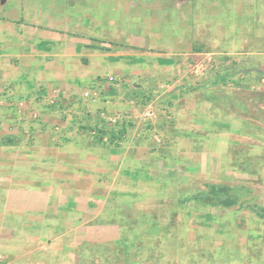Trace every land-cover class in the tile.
<instances>
[{
    "label": "rangeland",
    "instance_id": "374dc122",
    "mask_svg": "<svg viewBox=\"0 0 264 264\" xmlns=\"http://www.w3.org/2000/svg\"><path fill=\"white\" fill-rule=\"evenodd\" d=\"M0 10L24 25L65 26L73 37L98 46L97 52L152 53L121 58L127 61L125 76L104 75L102 64L114 57L80 55L74 84L33 96L35 104L23 97L16 108H0V161L15 148L61 151L65 155L57 159L65 158L72 169L80 166L65 180L79 173L82 192L88 190L81 187L83 177L91 173L97 183L90 201L85 196L77 204L49 206L48 228L32 235H25L32 230L24 212L9 219L6 188L0 186V264H264V0H10L4 6L0 0ZM59 46L44 38L38 48ZM233 58L263 69V75L247 81L240 74L231 82L240 85L238 91L224 88L233 106L228 111L244 121L240 136L217 133L205 141L184 123L179 103H190L185 94L205 74L238 69ZM94 61L101 70L95 75ZM198 63L205 68L196 74ZM172 90L178 116L166 119L157 105ZM196 91L192 99L198 104ZM210 113L216 120L217 110ZM18 115L26 123L9 120ZM99 125L112 132L125 128L118 145L95 142L92 128ZM92 148L100 153L96 161L71 155ZM111 148L128 151L116 194L106 186L117 173L107 170L102 156Z\"/></svg>",
    "mask_w": 264,
    "mask_h": 264
},
{
    "label": "crops",
    "instance_id": "0c3cea01",
    "mask_svg": "<svg viewBox=\"0 0 264 264\" xmlns=\"http://www.w3.org/2000/svg\"><path fill=\"white\" fill-rule=\"evenodd\" d=\"M9 1L10 0H3V6ZM94 7L95 6H91L87 8V10L94 14ZM93 17L95 18L94 15ZM19 21H22V18L21 20H17L12 16L7 15L3 10H0V108L8 106L16 108V105L24 103L20 100L23 97V99L27 97L30 102L32 101L35 104L36 99H34L33 96L35 97L42 94L46 95L48 92L59 93L63 89L64 83L68 85L74 84L75 75H79L77 73H79L78 71L80 70V55L90 56L91 59L96 55L99 56L100 53H102V57H114L115 62H112V64H110L111 62L108 63V65L100 63L103 65L102 68L104 75L108 74V76H110L111 74H114L116 76H125L128 71L127 61L119 62L121 58L129 56L142 58L146 54H152L145 52L134 53L122 50L112 52L104 49L101 50V48L99 50L102 52H97L98 46L87 44L80 40L79 37H73L74 35L72 33L69 34L65 26H57V24L47 26L33 24L29 26L24 25ZM113 34V32H110L109 34L107 32L109 37H111V35L113 36ZM92 35L94 36L95 34L92 33ZM114 36L120 37L119 33ZM44 38H50L51 41L56 42L58 46L59 44L61 45L56 50H41L38 47L43 43ZM226 53L231 55L234 54V52ZM103 60L105 61V59ZM233 60H235L238 69L231 72H227L226 70L216 71L214 74H205L201 77L199 83L193 81L194 88L199 84L197 88H200V103L196 104V99H192L195 94H198L196 91L197 88H192L189 93L185 94V97L188 96L187 98L190 103L185 101L187 99H185L182 104L179 103L182 108V114L186 117L184 123H186L187 126H194V133H197V137L202 138L205 141H208L209 137H213L210 139H214V136L217 138V133L218 135L228 134L240 136V124L244 123V121H242L239 114H233L232 111H228L233 106L228 100H225V98L229 97H226L227 94H223L224 88L229 89L232 92L235 90L238 91L240 85L235 86V84L231 82H234V79L237 80L238 78L236 77L240 74L243 77V80L247 81L263 75V72L260 73L254 70H245L254 68V66L243 65L241 59L233 58ZM93 65L95 69H93L92 74L95 75L97 71L99 72L101 70L96 69L97 62L94 61ZM75 67L76 70H74ZM261 71H263V69ZM80 78L84 79V77ZM220 79H227L229 84L224 85ZM182 80L183 85L186 84V81H184L183 78ZM260 81L264 82V78L261 77ZM151 82H154L155 84V77L151 79ZM150 83L145 84L154 86V84ZM139 86L140 85L137 84L135 85V87ZM214 93H219L218 95H221L222 98H218L219 96L217 97ZM165 96L166 97L162 99L160 98L162 104L157 105L162 110L160 114L163 113L162 116L164 117L165 115L166 119L168 115L173 113V117H177L178 112L175 113V110L178 106L174 100L177 96L174 94L173 90ZM213 107L217 110L216 115L214 113V115L217 116L216 120L211 118L212 115L210 111H213ZM12 115H14V112ZM14 118L12 117L9 120H14L17 124L26 123L25 117H19L18 115V117ZM219 120L222 124L215 127V121ZM190 132L191 131L189 130V134ZM10 133L17 134L15 131L9 132V134ZM46 149L47 148L39 149L31 147H25L22 150L16 148L9 149L7 160L4 159L3 161H0V165L2 163L1 166H4L7 163L5 165V170L0 169V171L5 173H0V186L6 188L4 198L5 202L8 203L7 210L11 212L13 215L12 217H14H9V219L15 220L16 218L23 217L22 219L26 225L32 230L31 232H25V235H32L33 230L35 231L39 228H41L42 231H45L48 228L49 224L44 222L49 219L47 216L49 206L55 204H62V206L64 204H77L85 196H87V199L90 201V198H93L92 196H94V192H91L90 189L97 186L95 180L90 179L91 173L89 171L91 170H89V168H87L86 171L90 174L87 177H83L84 181L81 186L88 189L86 192H82L79 188V180L77 179L79 173L74 175L77 176L76 179L72 178L73 180H65V173L80 172V166L72 169L73 167L71 166V163L68 161L65 162V158L57 159V156L64 157L65 153L61 151L50 153ZM102 152L107 170L113 169L116 171L115 173H117V176L113 178L112 182H109L110 184L106 186L111 188L110 193H115V188L121 187L118 183L121 185L124 184V173L127 171L125 166L128 165L126 163L128 151L122 148H111L110 150L107 149V152ZM96 153L98 152L92 148L87 152L74 150L71 155H76L77 161H79V157L84 158L85 155L89 159L93 157L92 159L96 161L97 159H95V156L100 155V153ZM66 155L70 154L67 153ZM83 170L85 171V169ZM47 172H50V174L53 175L52 179L47 178ZM66 183L67 185H65ZM65 198L68 199L65 200ZM67 209L68 211H72L71 208H66L65 210ZM20 212H24V216H19ZM38 221L40 223H36ZM12 227L15 228L16 224L12 225ZM34 234L39 236L43 235V233L37 234L36 232Z\"/></svg>",
    "mask_w": 264,
    "mask_h": 264
},
{
    "label": "trees",
    "instance_id": "16d2710c",
    "mask_svg": "<svg viewBox=\"0 0 264 264\" xmlns=\"http://www.w3.org/2000/svg\"><path fill=\"white\" fill-rule=\"evenodd\" d=\"M245 70H254L256 72H260L262 73L261 70L259 69H254V68H249V69H245ZM93 130V138L95 140V142H98V143H104V140H107V142L109 144H115V145H118V142L119 140L122 138L121 136L125 133V128L124 127H121L119 129V131H116V132H112L110 131L111 129H107L105 128L103 125H99V126H96L95 128H92ZM108 134V137H106L107 139H103V137ZM201 197L205 196V197H208L211 201H213V199L215 200L216 199V196H212L211 194L209 193H200L199 194Z\"/></svg>",
    "mask_w": 264,
    "mask_h": 264
},
{
    "label": "built area",
    "instance_id": "2783aa9c",
    "mask_svg": "<svg viewBox=\"0 0 264 264\" xmlns=\"http://www.w3.org/2000/svg\"><path fill=\"white\" fill-rule=\"evenodd\" d=\"M208 60H210V58H208ZM195 68H194V72L197 74V72L199 71V70H203L204 68H205V65L203 64V63H198V64H195V66H194ZM147 115H153L154 116V114L151 112H147ZM113 121H115V119H112Z\"/></svg>",
    "mask_w": 264,
    "mask_h": 264
}]
</instances>
